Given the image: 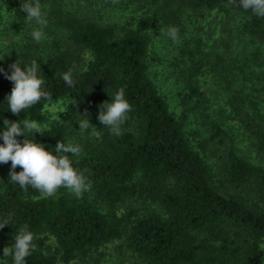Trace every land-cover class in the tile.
<instances>
[{
	"label": "trees",
	"instance_id": "1",
	"mask_svg": "<svg viewBox=\"0 0 264 264\" xmlns=\"http://www.w3.org/2000/svg\"><path fill=\"white\" fill-rule=\"evenodd\" d=\"M15 1L23 24L0 53V145L5 119L20 122L22 130L24 120L47 123L44 106L68 99L60 122L42 134L25 131L16 139L43 144L54 155L60 141L79 146V155H64L94 196L84 191L77 197L61 187V194L43 197L11 181L10 161L0 163V222H9L0 228V264H14L3 249L14 245L24 226L34 236L24 264H84L86 258L100 263L107 255L116 264H264V17L243 9L240 0H144L156 7L146 9L133 28L117 33L82 9H63L60 0ZM36 2L46 26L28 21L21 9ZM211 12L223 14L220 33L213 38L212 30L204 38L199 23ZM153 17L171 24L182 39L178 63L188 91L185 104L195 100L199 109L208 101L193 80L208 69L233 112L246 114L249 146L258 163L227 143L226 161L216 169L205 161L211 157L194 149L148 74L146 31ZM34 29L43 33L40 42L31 35ZM84 50L91 54L85 68ZM33 61L40 65L37 76L48 98L16 116L7 101L14 83L6 77L15 62L26 69ZM67 72L72 86L62 78ZM121 89L131 111L117 136L97 117L100 106ZM86 120L90 125L79 128ZM209 129L208 140L217 151L225 145L226 132L215 122ZM142 195L159 209L127 206L121 211L131 196L147 200ZM109 245L114 246L110 251Z\"/></svg>",
	"mask_w": 264,
	"mask_h": 264
},
{
	"label": "rangeland",
	"instance_id": "2",
	"mask_svg": "<svg viewBox=\"0 0 264 264\" xmlns=\"http://www.w3.org/2000/svg\"><path fill=\"white\" fill-rule=\"evenodd\" d=\"M61 7L66 10L82 9L85 15L101 26H111L117 33L123 32L125 29L133 28L134 22L146 10L152 7L149 2L144 0H60ZM53 4L45 5V9L50 10ZM156 7V5H154ZM18 4L15 0H0V53L6 50L10 40L15 37L22 26V22L17 17ZM151 13H153L150 10ZM222 13L211 12L202 20V29L200 34L207 38L211 35L212 30H215L213 38L219 35L221 28ZM174 28L171 24H166L164 20L152 18L150 27L147 29L148 48V74L150 79L155 84L159 94L166 101L170 112L184 125L185 131L188 134L189 140L194 149H197L201 154L206 153L211 158H204L205 161L214 168L220 169L223 162L226 161L225 149L227 143L234 148L241 149L251 161L258 163L260 157L250 150V131L245 126L246 114L242 113L239 116L233 112L228 105L226 96L222 88L218 85L214 75L208 70L203 69L193 77L196 86L207 97V102L200 103L201 107L195 104L192 100L185 104L186 99L184 94L188 93L184 77L181 76L180 70L183 66L179 64V59L182 58L179 52L181 46V38L177 36L174 41L166 33L169 29ZM194 34V33H193ZM196 35V34H194ZM192 48V46H191ZM91 60L90 52L84 50L80 54V61L85 68ZM68 99H58L47 103L44 106V112L48 117V122L39 124L41 130L49 127L51 124L60 122V118L64 113ZM193 107V109L191 108ZM251 110V109H244ZM215 122L226 132L225 145L213 150L215 142H209L208 137L211 133L209 129L210 123ZM83 129L78 131L82 136ZM93 140V136L89 139ZM72 141H76L73 139ZM84 143V140H83ZM214 159H212V156ZM208 160V161H207ZM214 163V166L212 164ZM64 193H73L71 190L63 191ZM84 193V192H83ZM82 193V194H83ZM89 198L94 195L86 191ZM55 194H61L59 190ZM81 194V195H82ZM147 200L131 196L121 206V211H124L127 206L138 208L144 211L149 206L159 209L158 205L149 203L150 198L142 195ZM114 246L109 245L110 250ZM262 256L264 259V245H262ZM95 258V256L93 257ZM112 260V261H111ZM79 262L78 260L71 261L69 264ZM116 264L114 258L106 256L103 262L97 263L91 258H86L84 264ZM57 264H63L59 262Z\"/></svg>",
	"mask_w": 264,
	"mask_h": 264
},
{
	"label": "clouds",
	"instance_id": "3",
	"mask_svg": "<svg viewBox=\"0 0 264 264\" xmlns=\"http://www.w3.org/2000/svg\"><path fill=\"white\" fill-rule=\"evenodd\" d=\"M235 2V0H230ZM242 8L251 9L257 16L264 17V0H240ZM21 9L27 13L28 21L35 20L37 24L46 26L47 21L42 17L41 7L38 2L23 3ZM174 41L177 39V31L172 28L166 33ZM36 42H40L43 33L40 30H33L31 33ZM13 69L7 79L14 83L10 95L7 97L9 110L16 116L21 111L30 108L38 103L42 98L47 99L48 93L42 90L44 81L37 76L40 65L35 61L30 67L22 69L17 62L10 65ZM63 80L69 85H73L71 72L64 73ZM98 120L103 126L110 128L114 135L121 134L120 126L126 120L127 113L131 111V105L124 97L123 89L119 90L111 102H104L100 106ZM5 129L2 132L3 144L0 145V163L11 162V172L9 178L17 183L21 188L33 187L40 191L43 197L53 196L61 187L71 190L77 197H80L84 191L89 190L84 175L77 171L67 153L79 155V146L73 144H64L58 142L55 146L57 155L46 150L43 144L24 139L23 144L17 141V136H23L25 131L33 134L40 133L42 130L38 123L24 120L23 130L20 122L4 120ZM90 125L89 120L79 123V128H87ZM20 167L22 171L16 172ZM9 224L7 220L0 222V228ZM33 234L27 230V226L20 229L15 236V243L11 247L3 249L4 257L13 255L14 264H24L25 258L32 250Z\"/></svg>",
	"mask_w": 264,
	"mask_h": 264
}]
</instances>
